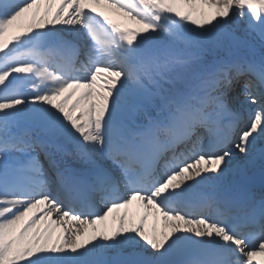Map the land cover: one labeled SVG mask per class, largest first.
<instances>
[{"label": "snow or ice", "instance_id": "obj_1", "mask_svg": "<svg viewBox=\"0 0 264 264\" xmlns=\"http://www.w3.org/2000/svg\"><path fill=\"white\" fill-rule=\"evenodd\" d=\"M257 161L264 0H0V264H257Z\"/></svg>", "mask_w": 264, "mask_h": 264}, {"label": "bare ground", "instance_id": "obj_2", "mask_svg": "<svg viewBox=\"0 0 264 264\" xmlns=\"http://www.w3.org/2000/svg\"><path fill=\"white\" fill-rule=\"evenodd\" d=\"M41 12H42V11H41ZM16 26H17V25H16ZM12 27H13V25H12ZM24 27H25V26H24ZM11 29H12V28H10V30H9V35L11 34ZM19 30H20V29H19ZM256 163L261 164L260 161H257ZM139 211H140V210L138 209V207H133V208L131 209V212H132V214H134V215H137ZM110 220H111V218H110Z\"/></svg>", "mask_w": 264, "mask_h": 264}, {"label": "rangeland", "instance_id": "obj_3", "mask_svg": "<svg viewBox=\"0 0 264 264\" xmlns=\"http://www.w3.org/2000/svg\"><path fill=\"white\" fill-rule=\"evenodd\" d=\"M29 17L28 16H24V19H28ZM21 22L20 20L18 21V23ZM15 24V23H14Z\"/></svg>", "mask_w": 264, "mask_h": 264}]
</instances>
